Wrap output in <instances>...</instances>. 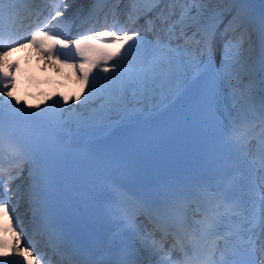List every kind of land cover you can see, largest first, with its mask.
Wrapping results in <instances>:
<instances>
[{
  "label": "snow or ice",
  "instance_id": "6c2138e0",
  "mask_svg": "<svg viewBox=\"0 0 264 264\" xmlns=\"http://www.w3.org/2000/svg\"><path fill=\"white\" fill-rule=\"evenodd\" d=\"M51 2L44 28L62 15L63 0ZM90 3L86 20L93 18L97 4L112 5L104 14L103 27L109 30L96 33L91 28L92 35L57 41L68 49L62 62L80 60L78 67L70 66L78 71L85 90L71 98L76 107H63L69 100L62 105L57 99L49 105L50 111L37 114L40 119L54 129L77 134H111L150 108L167 112L183 101L189 113H196L212 102L218 105L223 97L225 111L216 107L221 171L214 184L197 186L187 194L152 187L131 193L113 185L108 193L112 198L98 217L102 226L108 225L111 258H81L49 217V177L44 167L49 143L37 133L26 153L9 144L13 158L23 157L27 168L14 173L0 164V215L8 216L13 198L17 202L26 198L39 230L48 235L58 254L67 256L65 264H264V10L257 16L250 0ZM35 4L36 0H0V51L22 40L39 48L38 37L55 39L62 34L53 26L34 31L30 40L13 38L26 20L42 15ZM63 7L66 10L68 5ZM82 14L78 10L76 18ZM58 23L70 29L72 21L65 18ZM55 47L44 54L59 59ZM12 87V74L5 70L0 74V151L6 113L18 118L32 115L16 107L20 101L12 96ZM25 170V183L13 187ZM13 235L11 245L0 239V257H7L10 247L23 260L0 259V264H40L30 247L18 246L20 236Z\"/></svg>",
  "mask_w": 264,
  "mask_h": 264
},
{
  "label": "bare ground",
  "instance_id": "6f19581e",
  "mask_svg": "<svg viewBox=\"0 0 264 264\" xmlns=\"http://www.w3.org/2000/svg\"><path fill=\"white\" fill-rule=\"evenodd\" d=\"M81 0H67L66 1V4L68 5L67 9H70L72 7H74L75 5H77ZM250 3L255 11V13L257 14V16L260 14V12L262 10H264V4L261 3V0H250ZM125 7L124 4H121L120 5V8H123ZM66 10L64 8H61V12H65L66 14ZM111 16V14L109 13V17ZM121 19H123L121 17ZM141 24H143V21L140 22ZM5 54L4 52L0 51V56ZM46 58L48 59H51L52 62L54 63L53 64V67L55 68V70L62 76L66 77L67 80H68V83L65 87H63L64 89V98L63 100L65 99H68L69 100V103L67 105H63V100L61 101L63 107H76L77 105L74 104L72 102V99L71 98H74V97H77V96H81V93L85 90V86L81 84V82H75V77L74 75H76V71L74 67L70 66L71 64H67V63H62L60 61H57L56 59L52 58L51 56H46ZM5 60L7 58H4ZM4 62V61H3ZM3 62H0V63H3ZM258 71V69H257ZM104 73H102L103 75ZM78 75V73H77ZM36 89L37 88H34V87H28V88H24V87H21V86H18V91H15V94H12L13 97H15V100H16V97L19 96V99H20V104L17 105V106H28L31 102H36V108L41 112V110H51L49 108V105H52L53 102L55 100L58 99V93L55 92L53 93V89L52 87L48 86L46 87L45 89V92L44 94L42 93H39L37 94L36 93ZM69 91L70 92V96L67 97L65 94L66 92ZM7 98H10V97H3V99H7ZM22 99H25V102L21 104V100ZM47 100H49L47 102ZM13 104H15V101H12ZM161 109L159 108H156V109H149V110H146L144 114H154V113H157L159 112ZM59 131L61 133H64L67 137H70V138H77L80 134H77L75 132V130H72V131H69L67 128L63 129V130H60ZM102 131H98V132H95V134L97 133H101ZM17 184L19 183H16L13 184V187H15ZM14 203V207L13 208H16L18 209V215L21 216V222H20V226L23 225L26 221V218H27V215L25 213V204L21 202V200L19 202L17 201H13ZM11 212H12V209L9 210V213L8 215L11 217ZM8 217V216H7ZM17 229L15 228L14 231H16ZM14 231H10V233L13 235V232ZM24 247H29L28 245V242L27 243H23L22 244V248ZM15 253V252H13ZM17 254V253H16Z\"/></svg>",
  "mask_w": 264,
  "mask_h": 264
},
{
  "label": "rangeland",
  "instance_id": "374dc122",
  "mask_svg": "<svg viewBox=\"0 0 264 264\" xmlns=\"http://www.w3.org/2000/svg\"><path fill=\"white\" fill-rule=\"evenodd\" d=\"M7 52V51H6ZM5 56H6V54H5ZM4 58H6V57H4ZM3 57H0V62H3L5 59H4ZM76 71V70H75ZM74 77L77 79V71H76V75H74ZM17 183H19V184H21L20 182H17ZM13 201H17L15 198L13 199ZM13 201H12V203H13ZM21 202H23L22 201V199H21ZM14 204V203H13ZM23 204V203H22Z\"/></svg>",
  "mask_w": 264,
  "mask_h": 264
}]
</instances>
